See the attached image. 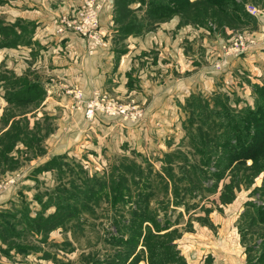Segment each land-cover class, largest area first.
<instances>
[{
  "label": "rangeland",
  "instance_id": "obj_1",
  "mask_svg": "<svg viewBox=\"0 0 264 264\" xmlns=\"http://www.w3.org/2000/svg\"><path fill=\"white\" fill-rule=\"evenodd\" d=\"M254 1L245 0L247 11L256 9L248 11L255 20L247 25L223 15L194 23L202 18L196 8L167 19L146 18L135 9L126 19L145 22L144 30L122 35L116 29L122 9L114 10L116 0H0V18L7 24L18 16L37 22L33 44L0 48V62L12 72L39 78L46 88L39 106L8 108L0 86V150L15 144L9 154L0 152V209L24 200L34 216L42 209L36 197L56 204L62 182L48 167L54 157L68 156L89 176H108L123 171L121 158L127 155L149 176L144 180L155 193L151 206L160 218L167 204L160 202L168 201L166 218L177 223L175 243L187 264H249L246 249L258 242L261 231L242 224L241 214L248 201L258 202L252 193L262 175L248 185V174L236 173L246 184L239 183L242 190L230 204L221 205L219 195H207L200 187L195 196L182 194L183 206H174L171 185L168 195L159 189L163 183L157 173L163 163L179 172L172 154L193 153L183 128L190 116L185 99L192 92L211 103L219 95L230 96V106L235 100L239 107L253 103V85L264 82V2ZM14 135L22 141H12ZM56 164L62 167L61 160ZM232 172L220 179L219 192ZM178 186L182 189L184 181ZM111 206L103 200L93 210H82L79 221L46 231L42 241L26 236L20 242L32 248L27 255L8 257L0 245V264H100L115 251L105 242L112 217L129 209ZM44 212L55 213V205ZM142 248L140 243L136 252Z\"/></svg>",
  "mask_w": 264,
  "mask_h": 264
},
{
  "label": "trees",
  "instance_id": "obj_2",
  "mask_svg": "<svg viewBox=\"0 0 264 264\" xmlns=\"http://www.w3.org/2000/svg\"><path fill=\"white\" fill-rule=\"evenodd\" d=\"M131 4L141 6L133 8L130 7ZM197 4H202L204 7L202 9L194 7ZM246 4L245 0H116L114 10L117 12L119 6H122L120 16L116 15L115 21L121 26L118 28L119 33L127 35L133 32L140 34L146 26L145 22L137 23L135 18L126 19L131 15L130 13L138 9L144 11L143 17L167 19L173 14L196 8L202 18L199 20L197 17L194 23L202 22L210 16L223 15L231 18L232 22L247 25L251 24L255 17L247 11ZM214 6L218 7L219 15H217L218 11L212 8ZM35 28L36 23L33 21L28 23L18 19L14 24H7L0 18V48L32 45ZM28 75V73L18 75L1 62L0 86L8 108L30 104L39 106L45 99L46 88L43 82H40L39 78L30 79ZM253 89V103L245 102L242 107H239L238 100L234 101V106H230L228 102L231 99L228 95L223 97L219 95L215 97V102L211 103L192 92L185 99L187 106L184 108V112L189 113L190 116L188 120L183 121L189 147L193 150L192 157L172 154V162L176 163L179 172H176L173 164L168 167L163 163L157 177L161 179V184L163 183L159 189L164 190L167 195L168 185H171L173 205L183 206L182 194L195 196L200 187L205 188L207 195H219L221 205L230 204L235 200L237 192L242 190L239 183H244L236 173L243 176L244 172L248 174V179L245 180L248 185H252L262 175L261 186H256L252 193L255 199L259 200L248 201L245 204L247 206L241 214V220L249 229L259 226L261 231L258 242L246 249L248 263L264 264V82L262 86L253 85ZM12 141L18 143L22 140L20 136L14 135ZM24 145L30 147L26 143ZM14 147L15 144L11 142L7 151L0 150V152L9 154ZM67 157L66 155L54 157L48 165L54 169V172L56 170L60 177L57 178V183L62 182L56 187L59 191L56 204L48 205L44 200L36 197L42 209L34 216L31 215L30 204L24 200L13 201L7 207L0 209V245L4 247V254L8 257L10 253L13 254L12 252L27 255L30 247L21 244L23 238L31 235L42 241V235L46 231L48 233L58 227L67 226L75 219L79 221L82 210H93L92 206L97 207L101 201L106 200L117 211L118 208L129 209L127 216L112 217V231L105 242L113 246L115 251L109 258L102 262L98 261L100 264L105 262L126 264L130 259V264H139L141 260H145L146 264H187L175 243L177 230L173 226L177 223L169 217L166 218L168 201L160 202V204L167 203L165 208H162L164 218H160V214L151 206L155 193L149 181L144 180L149 179V176L143 174L134 160L126 155L125 158H121L124 159L121 164L124 166L123 171L118 169L108 176L102 174L89 176L82 166L71 159L67 160ZM59 160L62 162V167L58 168L56 162ZM228 170L233 171L232 176L226 180L219 192L220 179L228 178L225 176ZM152 172L154 173V170ZM175 172L178 174L176 175ZM74 174L77 177L72 176ZM141 181L142 190L139 188ZM181 181H184L185 185L182 189L178 186ZM77 183L80 185L78 186ZM131 184L137 188L135 191ZM53 205H55V213L45 215L46 208ZM186 210H189L188 207ZM74 226L78 228L79 225ZM17 240L19 242H16ZM66 243L67 246L63 249L70 244ZM140 243L143 248L137 253Z\"/></svg>",
  "mask_w": 264,
  "mask_h": 264
},
{
  "label": "crops",
  "instance_id": "obj_3",
  "mask_svg": "<svg viewBox=\"0 0 264 264\" xmlns=\"http://www.w3.org/2000/svg\"><path fill=\"white\" fill-rule=\"evenodd\" d=\"M135 4H131L130 5V7H133V8H135L136 6H134ZM20 15V14H19ZM18 17H20V19H22V20H24L23 19V17H21V16H18ZM18 20V18L17 19H15V20H13V21H9L10 22V24H14L16 21ZM24 21H26V20H24ZM8 22V21H7ZM34 22V21H33ZM35 23H36V28H35V32H34V35H33V40H34V38H35V34H36V31H37V22L35 21ZM117 30H118V28H116ZM22 46H19L18 47V49L19 48H21ZM25 47V46H24ZM12 49H15V48H12ZM30 49V48H29ZM30 51L32 52V49H30ZM32 55V54H31ZM1 62H3V61H1ZM1 62H0V64H1ZM17 74V73H16ZM19 75V74H18ZM3 97V96H2ZM4 99V98H3Z\"/></svg>",
  "mask_w": 264,
  "mask_h": 264
},
{
  "label": "built area",
  "instance_id": "obj_4",
  "mask_svg": "<svg viewBox=\"0 0 264 264\" xmlns=\"http://www.w3.org/2000/svg\"><path fill=\"white\" fill-rule=\"evenodd\" d=\"M250 13H252L253 14V12H255L256 11V9H254V10H252V9H249L248 10Z\"/></svg>",
  "mask_w": 264,
  "mask_h": 264
}]
</instances>
